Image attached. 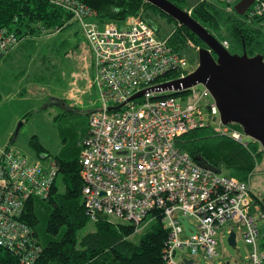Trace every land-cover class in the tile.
<instances>
[{
  "label": "built area",
  "instance_id": "2783aa9c",
  "mask_svg": "<svg viewBox=\"0 0 264 264\" xmlns=\"http://www.w3.org/2000/svg\"><path fill=\"white\" fill-rule=\"evenodd\" d=\"M45 1L70 15L92 53L101 107L88 113L78 158L90 218L123 219L138 230L148 215H159L168 233L162 249L166 264L217 258L219 239L231 231L236 245L240 236L249 247L246 264H264V209L251 188L255 170L247 180H238L223 170L202 168L175 147L178 136L198 128L210 127L244 146L245 134L223 124L214 97L201 83L176 95L150 90L189 75L194 68L187 59L140 15L122 26L100 24L96 11L79 0ZM214 1L234 5L238 0ZM245 14L247 21L264 16V0H255ZM60 29L41 28L40 35ZM20 39L0 28V55ZM221 44L228 49L227 41ZM141 90L140 98L127 101ZM58 173L56 160L44 166L8 147L0 149V246L17 255L20 264H33L42 249L23 219L26 204L31 198L47 201ZM180 217L187 221V231ZM183 250L186 255L179 254Z\"/></svg>",
  "mask_w": 264,
  "mask_h": 264
},
{
  "label": "trees",
  "instance_id": "16d2710c",
  "mask_svg": "<svg viewBox=\"0 0 264 264\" xmlns=\"http://www.w3.org/2000/svg\"><path fill=\"white\" fill-rule=\"evenodd\" d=\"M79 1L96 11V21L100 24L114 22L122 26L129 17L140 15L160 38L167 40L172 50L195 65L197 56L193 57L192 53L197 52L196 48L206 47L189 29L178 25L169 15L144 0ZM168 1L184 11L190 10L192 18L209 33L220 41L228 42L231 53L241 54L244 45L249 56L260 54L264 60V34L255 25L264 16L247 21L246 14H236L233 5L214 0ZM70 19L68 13L45 0H0V28H6L20 37L37 35L40 26L49 31L55 27L65 29L69 26L67 24ZM80 40L81 38L73 44L67 52L68 55L79 48ZM229 125L242 132L238 124ZM32 144L38 153L45 152L36 138H33ZM175 147L192 159L201 155L211 167L217 171L223 170L238 180H247L264 159V152L258 142L251 140L244 146L227 136L216 134L210 127L181 134L175 140ZM78 158H56L62 176L63 191L58 190L56 182L52 186L46 201L52 206L46 230L53 235L60 232L62 234L57 240L40 244L42 249L33 264H166L162 249L168 233L159 215L153 217L137 240L134 225L114 222L102 216L93 220L92 231L79 235L91 218L86 213L81 194L83 182L79 175ZM253 196L262 205L261 197L258 194ZM262 207L264 209L263 205ZM23 219L37 236L35 228L38 218L34 198L27 202ZM0 264H20L19 257L0 246Z\"/></svg>",
  "mask_w": 264,
  "mask_h": 264
},
{
  "label": "rangeland",
  "instance_id": "374dc122",
  "mask_svg": "<svg viewBox=\"0 0 264 264\" xmlns=\"http://www.w3.org/2000/svg\"><path fill=\"white\" fill-rule=\"evenodd\" d=\"M255 25L264 34V19L257 21ZM72 28L74 29L76 26ZM66 33H68L67 28L49 38L40 34L20 37V42L24 41L23 47L15 53L12 51L9 57L10 61L8 60L7 65L2 67V73L5 74V77H14L16 81L21 77H25L26 81L33 82L36 96H32L33 99L29 98L21 102L18 100L11 101L8 97L0 103V149L8 147L29 160L41 161L44 166L50 161L56 160L62 147L61 139L57 136L60 129L71 126L74 127L75 132H78L86 117L78 110H97L101 107L100 95L96 86L87 95L85 106H78L73 110L62 108L50 100L53 94H59V89H63L69 76L75 70L73 56L77 55V58L81 56L79 52L67 54L74 43L63 45L62 36H65ZM79 35L77 38H79ZM77 38L72 37L68 41L73 42ZM192 56H197V52L192 53ZM187 61L191 66H196L191 60L187 59ZM93 75L94 72L91 75L92 79L94 78ZM197 88L200 90L202 86L198 85ZM33 138H36L37 142L45 149L44 153L37 152L32 144ZM245 140L250 142L252 139L245 135ZM72 146L73 137L68 139L67 149ZM61 177V174L58 173L56 184L59 191H63ZM251 185L253 193L261 197L264 192V159L257 165ZM34 207L38 218L35 230L40 244L45 245L49 240L59 239L61 232L58 235H53L46 230L52 206L44 200L34 198ZM91 220L80 231L79 235L94 229L93 220ZM152 220V216L148 215L147 222L144 221L140 228L136 230V240ZM113 221L129 223L123 219H114ZM237 232L240 233L239 230ZM263 236L264 222H261L260 241H264ZM226 237L224 235L219 239V256L217 258L206 260L202 257H196V259H193L192 264H246L249 247L240 236H238L237 245L235 247L230 246ZM179 254L186 255V252L183 250Z\"/></svg>",
  "mask_w": 264,
  "mask_h": 264
},
{
  "label": "water",
  "instance_id": "95a60500",
  "mask_svg": "<svg viewBox=\"0 0 264 264\" xmlns=\"http://www.w3.org/2000/svg\"><path fill=\"white\" fill-rule=\"evenodd\" d=\"M157 7L179 25L189 29L206 47L197 50V65L183 79L164 82L152 86L150 90L157 92L177 93L197 83L203 84L214 97L220 111L223 124H238L242 132L260 144L264 152V60L260 54L249 56L243 45L241 54L231 53L220 41L195 21L189 12L177 7L168 0H144ZM255 0H239L234 6L238 15H244ZM145 90H141L127 101L140 98ZM120 104L117 108L121 107ZM202 168L215 170L201 155L194 157ZM264 206V192L261 196ZM186 231L189 227L185 218L180 217ZM227 242L236 246L235 233L231 231ZM188 264L191 260L187 261ZM230 264V263H226Z\"/></svg>",
  "mask_w": 264,
  "mask_h": 264
},
{
  "label": "crops",
  "instance_id": "0c3cea01",
  "mask_svg": "<svg viewBox=\"0 0 264 264\" xmlns=\"http://www.w3.org/2000/svg\"><path fill=\"white\" fill-rule=\"evenodd\" d=\"M188 10L187 12H189ZM73 23V24H71ZM178 23V22H177ZM71 24V25H70ZM179 24V23H178ZM68 27V33H66L65 36H62V43L65 44H72L75 43L79 38L81 40L79 41V48H76V51L73 52H79L81 53V56L77 58L76 56H73V59L75 61V70L71 73L69 76V79L65 83V86L63 89H59V94H53L52 97H50V100H52L53 103H56L58 106L62 108H67L68 110H73V108L78 106H85L86 97L94 88L93 79L91 77L92 73L94 72V65H93V59H92V53L91 50L88 48L85 39L83 37V34L80 30V27L77 23L69 21ZM76 26V28H72ZM41 28H44L42 26L39 27V33ZM60 31L55 34H50L47 37H52L58 33H60L63 29L60 27ZM46 29V28H44ZM81 36H80V35ZM79 35V38H77ZM75 37L77 38L73 42L68 41L70 38ZM220 41V40H219ZM23 42H19L15 47L8 50L4 57H0V103L3 102V100H6L8 97L11 101L18 100L19 102L26 100V99H33L36 96V90L34 88L35 84L31 81H26L23 77L20 79H16L14 77L9 78L5 77V74L2 73V67L7 65V61H10V55L11 52L15 53L18 49L23 47ZM221 42V41H220ZM228 43V42H227ZM229 47V44H228ZM71 49V48H70ZM69 49V50H70ZM229 50V49H228ZM197 51V49H196ZM12 53V54H13ZM70 55V54H69ZM195 68L196 66H192ZM93 75V76H94ZM22 80V81H20ZM80 113L85 114V120L82 123V125L79 127L78 132H75L74 127H65L61 128L60 132L57 133V136L61 139L62 147L59 150V153L57 154V158L65 159V160H71L78 158L79 151H80V143L82 141V138L85 136V133L88 128V113L90 110H78ZM73 137V146L69 149H67V141ZM82 137V138H81ZM81 138V140H80ZM80 140V141H79ZM75 142V144H74ZM93 220V219H92Z\"/></svg>",
  "mask_w": 264,
  "mask_h": 264
},
{
  "label": "bare ground",
  "instance_id": "6f19581e",
  "mask_svg": "<svg viewBox=\"0 0 264 264\" xmlns=\"http://www.w3.org/2000/svg\"><path fill=\"white\" fill-rule=\"evenodd\" d=\"M114 219H111V221H113Z\"/></svg>",
  "mask_w": 264,
  "mask_h": 264
}]
</instances>
